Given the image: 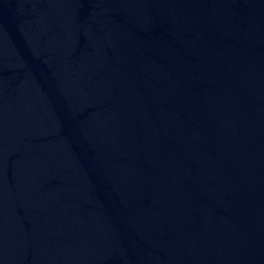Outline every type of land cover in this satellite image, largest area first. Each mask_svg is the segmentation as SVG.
<instances>
[{"label":"water","instance_id":"1","mask_svg":"<svg viewBox=\"0 0 264 264\" xmlns=\"http://www.w3.org/2000/svg\"><path fill=\"white\" fill-rule=\"evenodd\" d=\"M0 264H264V0H0Z\"/></svg>","mask_w":264,"mask_h":264}]
</instances>
